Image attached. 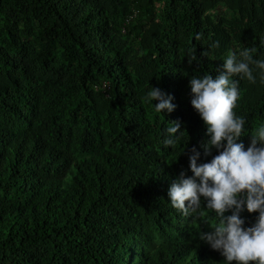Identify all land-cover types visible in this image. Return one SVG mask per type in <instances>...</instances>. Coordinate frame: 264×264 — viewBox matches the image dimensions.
Here are the masks:
<instances>
[{"label":"trees","instance_id":"16d2710c","mask_svg":"<svg viewBox=\"0 0 264 264\" xmlns=\"http://www.w3.org/2000/svg\"><path fill=\"white\" fill-rule=\"evenodd\" d=\"M245 48L264 60V0H0V264H225L200 239L216 213L202 199L185 217L167 193L193 148L198 165L219 154H203L189 79ZM251 67L256 83L231 77L245 150L264 125Z\"/></svg>","mask_w":264,"mask_h":264},{"label":"clouds","instance_id":"9594fccd","mask_svg":"<svg viewBox=\"0 0 264 264\" xmlns=\"http://www.w3.org/2000/svg\"><path fill=\"white\" fill-rule=\"evenodd\" d=\"M214 46L218 47V42ZM254 52L255 49L245 48L238 54H228L223 71L215 78L204 75L189 79L191 106L206 126L209 137L202 145L203 154L211 155L213 148L219 154L198 165L200 153L193 148L189 156L193 176L186 177L181 171L167 193L171 205L185 217L197 213L202 199L206 208L216 213L218 220L210 225L213 230L202 233L200 239L218 251L225 264H264V125L251 134L246 150L243 143L237 142L245 131L246 121L234 111L240 89L238 81L231 79L238 75L256 83L251 67L254 65L264 83V60L254 59ZM109 88L108 81L101 82L103 92ZM144 99L150 103L157 101L152 103L156 112L170 113L175 108L172 97L159 88L150 87ZM171 125L167 128L168 137L163 140L165 146H173L176 142L173 134L182 129L179 121H172ZM244 208L249 213H259L250 227H243L240 212ZM229 210L231 215H225Z\"/></svg>","mask_w":264,"mask_h":264}]
</instances>
